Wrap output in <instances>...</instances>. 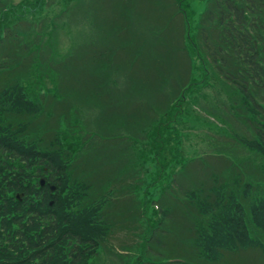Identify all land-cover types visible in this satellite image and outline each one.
<instances>
[{
	"label": "trees",
	"instance_id": "obj_1",
	"mask_svg": "<svg viewBox=\"0 0 264 264\" xmlns=\"http://www.w3.org/2000/svg\"><path fill=\"white\" fill-rule=\"evenodd\" d=\"M190 1L175 0L173 12L169 5L163 7L170 13L169 23L181 19L187 50L200 68L146 132L157 164L156 183L163 175L169 183L157 200L145 197L140 202L141 212L149 214V229L145 250L134 262L220 264L252 251L264 264V0H207L197 20ZM48 2L0 0V264H93L113 236L116 223L140 212L138 203L134 204L137 187L128 190L117 188L114 182L108 186L96 183L84 169L82 158L86 159L93 133L72 122L75 109L60 105L72 95L77 102L82 87L71 85L66 74L80 73L81 67L60 71L57 78L49 69L34 74L33 67L37 90L23 83L32 62L24 71L25 62L18 55L23 45L18 42L14 22L39 12ZM36 27L29 28V33H35ZM112 29L107 23L93 47L98 48L106 31L113 35ZM119 33H115L118 40ZM172 48L176 49L174 43ZM41 49L40 41L33 53L39 55ZM88 55L95 57L92 51ZM89 78L91 81L95 75ZM217 81L233 91L237 119L223 122L225 129L234 131L243 152L249 153L247 161L222 148L194 158L201 161L192 165L194 161L183 160L180 141L172 149L175 155H170L167 132L177 134L171 125L189 121L192 97L188 94L213 87ZM47 83L51 88L44 99L40 94L48 89ZM51 105L61 108L62 112H54L55 117L66 122L65 127L54 128L52 137L46 135L43 124L37 128L33 124ZM100 115L101 111L95 119ZM41 131L45 149L31 136ZM67 148L72 156L63 157ZM102 163V158L97 159L90 167L100 170ZM72 164L77 167L76 171L73 168L75 174ZM174 164L182 167L179 172L171 168ZM42 178L47 181L44 187ZM49 185L56 187L54 193ZM17 194L25 195L22 201ZM177 216L185 223L178 231Z\"/></svg>",
	"mask_w": 264,
	"mask_h": 264
},
{
	"label": "rangeland",
	"instance_id": "obj_2",
	"mask_svg": "<svg viewBox=\"0 0 264 264\" xmlns=\"http://www.w3.org/2000/svg\"><path fill=\"white\" fill-rule=\"evenodd\" d=\"M14 1L19 3L24 0ZM206 1H190L197 12L195 20L204 11ZM175 3V0H49L45 8L37 9H40L39 12L30 13L25 20L14 22L17 23L16 31L20 35L18 42L23 45L19 48L16 45L15 48H18V55L25 62L24 71H28L32 62L28 77L22 79L26 86H33L32 91L37 90L32 76L33 67L34 74L49 69L55 78L61 72L81 67L80 73L66 74L73 82L71 85L77 89L82 87L77 102H74L76 99L72 95L69 102L60 105L63 104L70 110L75 109L72 122L76 125L83 124L88 132L93 133L86 153L87 160L82 158L86 165L84 169L89 170L88 173L92 176L91 180L103 182L107 186L114 182L113 185L118 186L117 188L129 187L128 190L135 186L139 193L134 196V204L138 203L137 210L140 212L137 216L135 212L128 214L116 223L113 236L108 238L93 264H136L135 257L145 250L144 240L149 229V214L141 212L140 202L145 197L147 200H157L163 194L162 189L169 183L164 175L156 183L157 164L153 159L152 140L148 139L146 132L163 116L170 105L168 103L174 102L185 83L200 68L199 61L187 50L181 19L169 23L170 13L163 8L169 5L173 12ZM107 23L113 25L112 30L116 34L120 32V40L114 32L111 35L106 31L98 47L100 50H97L92 46L101 39V30ZM34 26H38L36 32L30 34L29 28ZM37 33L41 36L37 37ZM40 41L42 49L38 55L33 51ZM172 43L176 45V49L172 48ZM88 51L95 53L93 59H90ZM113 52L114 56L110 54ZM36 58L39 62L35 61ZM91 75H95V78L90 81ZM217 82L213 87L194 90L188 94L192 97L189 121L171 125L177 134L170 135L171 131L167 132L169 143L166 150L170 155L180 141L179 150L183 160L194 161L192 165L201 161L194 158L205 157L203 154H211L222 148L239 153L238 158L247 161L249 155L246 156V153H249L243 152L244 147L237 142L234 131L227 126L226 131L223 122V119H237V110L233 109L236 101L233 91L222 84V81ZM47 88L40 94L44 99L49 95V83ZM70 93H74L72 89ZM100 111L102 115L95 119ZM54 112L57 114L62 110L58 106L49 107L39 119L33 121L35 128L43 124L44 132L51 137L54 128L65 127L66 123L63 120L59 122ZM233 129L244 134L240 129ZM42 135V131L40 134L31 133L39 141L37 144L41 149H45L46 143L40 139ZM68 155L72 156L69 148L64 150L63 157ZM101 158L103 165L100 170L90 167L94 166V160ZM174 167L177 172L182 168L175 164L171 166ZM73 168L76 171L77 167H72V173L75 174ZM177 217L175 228L178 231L185 223L181 221V216ZM154 245L153 242L152 246ZM262 262L259 255L248 251L242 253L240 258L233 257L220 264Z\"/></svg>",
	"mask_w": 264,
	"mask_h": 264
},
{
	"label": "water",
	"instance_id": "obj_3",
	"mask_svg": "<svg viewBox=\"0 0 264 264\" xmlns=\"http://www.w3.org/2000/svg\"><path fill=\"white\" fill-rule=\"evenodd\" d=\"M41 184H42V186H44L46 184L45 180H41ZM51 189H52L53 192L55 191V187H51ZM22 197H23V195H19L18 199L22 200Z\"/></svg>",
	"mask_w": 264,
	"mask_h": 264
}]
</instances>
